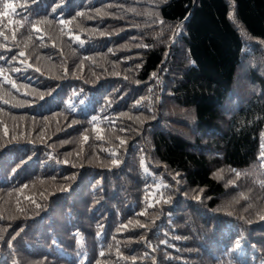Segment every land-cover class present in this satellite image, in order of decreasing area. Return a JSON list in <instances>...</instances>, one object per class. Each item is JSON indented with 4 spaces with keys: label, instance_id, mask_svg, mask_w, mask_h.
<instances>
[{
    "label": "trees",
    "instance_id": "obj_1",
    "mask_svg": "<svg viewBox=\"0 0 264 264\" xmlns=\"http://www.w3.org/2000/svg\"><path fill=\"white\" fill-rule=\"evenodd\" d=\"M60 2L0 0V264H264V0Z\"/></svg>",
    "mask_w": 264,
    "mask_h": 264
},
{
    "label": "snow or ice",
    "instance_id": "obj_2",
    "mask_svg": "<svg viewBox=\"0 0 264 264\" xmlns=\"http://www.w3.org/2000/svg\"><path fill=\"white\" fill-rule=\"evenodd\" d=\"M36 2H40V0H36ZM7 7H12V5H7ZM62 7H63V0H61V2L58 3V4L56 5V7H53V8L51 9V11H52V13H57V9H58V8L62 9ZM78 15H81V16H82L83 13H79ZM230 19H231V17H230ZM59 23H60L61 25H64V24L70 23V21H66V20H64L63 18H61V19L59 20ZM160 23H163V21H160ZM75 39H76L77 41H80V37H79V36H76ZM20 55L23 56L24 53L21 52ZM28 67L30 68L31 65H28ZM16 71L19 72L20 69H16ZM35 71L39 72V69H35ZM151 76H152V78H155V77H156V73H152ZM13 86H15V85H13ZM55 91H56L55 88L49 90L48 93H47V96L52 97V96H53V93H54ZM73 95H74V96H78L79 94L74 93ZM44 99H45V95H44V94H40V95L38 96V100L43 101ZM77 102L83 104L84 101H83V99H78ZM109 103H110V102H109ZM136 106H137V107L139 106V102L137 103ZM69 108H72L73 111L75 110V109H74V106L71 105V104L69 105ZM92 120H93V121L96 120V117L93 116V117H92ZM84 139L87 140L88 137L85 136ZM121 143H124V141H121ZM6 147H7V145H0V148H6ZM260 159L264 160V151H262ZM113 163H114V164H115V163H118V161H113ZM144 171L147 172V169L145 168ZM234 171H235V170H234ZM178 175H179V174H177V176H178ZM236 175L239 176L240 173H239V172H236ZM201 191H202V190H201ZM197 199H199V197H197ZM141 215H143V213H141ZM125 227H126V226H125ZM140 227H142V228H146V225H140ZM77 235H79V234H77ZM12 239H15V237L13 236ZM238 244H239V242L237 241V246H238ZM8 246H10V245H8ZM101 255H103V253H101Z\"/></svg>",
    "mask_w": 264,
    "mask_h": 264
}]
</instances>
